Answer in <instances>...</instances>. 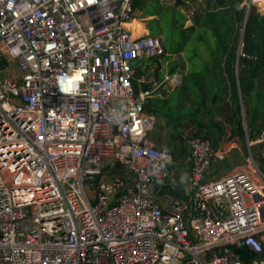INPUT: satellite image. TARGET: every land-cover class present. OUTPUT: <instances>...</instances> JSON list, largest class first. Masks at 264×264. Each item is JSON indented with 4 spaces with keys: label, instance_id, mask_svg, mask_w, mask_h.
Segmentation results:
<instances>
[{
    "label": "built area",
    "instance_id": "obj_1",
    "mask_svg": "<svg viewBox=\"0 0 264 264\" xmlns=\"http://www.w3.org/2000/svg\"><path fill=\"white\" fill-rule=\"evenodd\" d=\"M136 1L0 0V264H264V168L248 136L245 161L219 177L212 164L243 154L238 140L192 136L185 195L163 191L176 156L150 138L158 87L135 66L163 38L134 36ZM240 7L264 14V0Z\"/></svg>",
    "mask_w": 264,
    "mask_h": 264
},
{
    "label": "trees",
    "instance_id": "obj_2",
    "mask_svg": "<svg viewBox=\"0 0 264 264\" xmlns=\"http://www.w3.org/2000/svg\"><path fill=\"white\" fill-rule=\"evenodd\" d=\"M151 1L146 6L144 0H137L135 13L146 11L148 15L161 14L159 0ZM242 1L207 0L203 11L194 12L192 24L188 27H184L187 17L175 10L183 20L180 26L172 28L177 38L166 48L167 52H182L195 36L196 40L208 45L209 59L202 58L201 63L194 65L164 98H150L145 104L148 114L155 118L163 117L175 126L181 119L188 118L200 129L208 127L201 137L210 139L214 145L215 130L223 133L225 128L214 118L215 111L220 109L226 120L234 124V133L242 139H245L246 132L250 140L261 134L264 129V14L240 7ZM184 4L185 0L181 5ZM152 32L157 33V30L153 29ZM208 32L214 39L213 46L207 41ZM144 86L148 88L151 83ZM244 109L246 129L243 124ZM204 112L211 114V126L198 120L197 114ZM170 191L174 196L185 195L180 188ZM238 251L244 260L252 257L243 248Z\"/></svg>",
    "mask_w": 264,
    "mask_h": 264
},
{
    "label": "rangeland",
    "instance_id": "obj_3",
    "mask_svg": "<svg viewBox=\"0 0 264 264\" xmlns=\"http://www.w3.org/2000/svg\"><path fill=\"white\" fill-rule=\"evenodd\" d=\"M144 2L146 6L152 3L151 0H144ZM182 2L177 6L176 0H159V6L166 7V9L161 7V14L148 15L146 11H136L131 22L127 24L133 30L134 36L140 35L143 37L144 35H150L151 31L155 29L157 30L155 34L163 38L164 51L160 55L144 57L137 59L135 62L138 75L143 76L146 83H151L152 87H158L151 98H164L166 94L171 93L177 85L171 83L167 77L172 72L177 71L184 76L194 65L200 64L202 58L207 59L209 53L208 45L196 40L195 36H192V40L185 46L182 52L178 54L167 52V49L177 38L176 32L172 28L180 26L183 20L177 16L175 10L178 9L187 17L184 21V27H188L192 24L191 18L194 12L203 11L207 5V0H185V4L181 5ZM206 38L210 46H213L214 39L211 37L210 32L206 34ZM194 53H198V55L196 56ZM2 66L5 67L6 75L14 78L19 76L20 71L15 62L4 63ZM220 110L215 111L214 118L222 123V109ZM197 115L198 120H203L211 126V114L204 112ZM155 119V125L150 132V138L156 142L158 147L169 149L176 156V160L169 166V179L167 182L173 184L174 188L183 189L190 167V162L186 160V154H189V139L192 136H202L208 130V127L200 129V127L192 123L188 118L181 119L180 123L178 125L176 124L177 126L163 117ZM215 132L214 140L215 147L217 148L222 145L223 133L218 129ZM242 151L243 154H240L238 150H232L225 159L214 162L211 166L210 177H219L234 166L242 164L248 154L246 144L242 146ZM257 151V148L254 147L253 153L264 168V160L260 159ZM123 170H125V166L121 164H116L111 167V171L114 173ZM170 186H168L169 189H174ZM169 192L172 194L171 191Z\"/></svg>",
    "mask_w": 264,
    "mask_h": 264
},
{
    "label": "crops",
    "instance_id": "obj_4",
    "mask_svg": "<svg viewBox=\"0 0 264 264\" xmlns=\"http://www.w3.org/2000/svg\"><path fill=\"white\" fill-rule=\"evenodd\" d=\"M207 59H209V53H208V56H207ZM179 72V71H178ZM183 75V74H182ZM243 113H244V115H245V109H244V111H243ZM244 118V120H243V124H244V128L246 129L247 128V122H246V118H245V116L243 117ZM263 122V121H262ZM264 123V122H263ZM222 124H223V126L225 127L224 128V132H223V134H222V140H223V137H224V135L227 133V132H231V134L238 140V145L242 148V146L244 145V144H246V136H248V133L246 132V136H245V139H242L241 138V136L239 135V134H236V133H234V124L232 123V122H230V121H227L226 120V116H224V115H222ZM262 135H264V129L262 130V132H261V134L260 135H256L255 136V138L253 139V140H251V141H253V142H256L255 143V145H254V147H256L257 149H259V148H263L264 147V142H260L259 140L262 138ZM248 138H249V136H248ZM250 139V138H249ZM154 141V140H153ZM244 143H243V142ZM155 142V141H154ZM156 143V142H155ZM187 155V154H186ZM188 174H189V171H188ZM187 177H188V175H187ZM187 177H186V182H187ZM169 185H171L172 186V188H174L173 187V184H171V183H168V182H166V184H164L163 185V191H165V192H167L170 196H174V195H172V194H170V190L171 189H169ZM170 186V187H171ZM185 186H186V184H185ZM184 186V187H185ZM183 187V188H184Z\"/></svg>",
    "mask_w": 264,
    "mask_h": 264
},
{
    "label": "water",
    "instance_id": "obj_5",
    "mask_svg": "<svg viewBox=\"0 0 264 264\" xmlns=\"http://www.w3.org/2000/svg\"><path fill=\"white\" fill-rule=\"evenodd\" d=\"M183 0H176V5H180V3L182 2Z\"/></svg>",
    "mask_w": 264,
    "mask_h": 264
},
{
    "label": "clouds",
    "instance_id": "obj_6",
    "mask_svg": "<svg viewBox=\"0 0 264 264\" xmlns=\"http://www.w3.org/2000/svg\"><path fill=\"white\" fill-rule=\"evenodd\" d=\"M62 83H63V82H62ZM64 90L67 91L68 89L65 87Z\"/></svg>",
    "mask_w": 264,
    "mask_h": 264
},
{
    "label": "bare ground",
    "instance_id": "obj_7",
    "mask_svg": "<svg viewBox=\"0 0 264 264\" xmlns=\"http://www.w3.org/2000/svg\"><path fill=\"white\" fill-rule=\"evenodd\" d=\"M128 26V25H127ZM147 36H149V35H144L143 37H147Z\"/></svg>",
    "mask_w": 264,
    "mask_h": 264
},
{
    "label": "snow or ice",
    "instance_id": "obj_8",
    "mask_svg": "<svg viewBox=\"0 0 264 264\" xmlns=\"http://www.w3.org/2000/svg\"><path fill=\"white\" fill-rule=\"evenodd\" d=\"M89 3H91V0H89Z\"/></svg>",
    "mask_w": 264,
    "mask_h": 264
}]
</instances>
